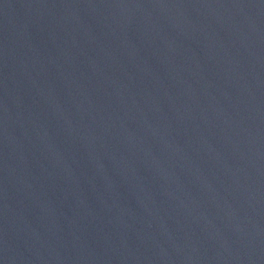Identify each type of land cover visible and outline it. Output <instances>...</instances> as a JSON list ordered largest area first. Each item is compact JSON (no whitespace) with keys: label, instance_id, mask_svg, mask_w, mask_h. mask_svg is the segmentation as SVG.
<instances>
[{"label":"water","instance_id":"95a60500","mask_svg":"<svg viewBox=\"0 0 264 264\" xmlns=\"http://www.w3.org/2000/svg\"><path fill=\"white\" fill-rule=\"evenodd\" d=\"M0 264H264V0H0Z\"/></svg>","mask_w":264,"mask_h":264}]
</instances>
